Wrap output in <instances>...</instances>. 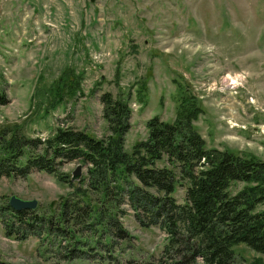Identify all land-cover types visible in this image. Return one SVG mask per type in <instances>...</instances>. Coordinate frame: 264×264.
<instances>
[{
	"label": "rangeland",
	"instance_id": "obj_1",
	"mask_svg": "<svg viewBox=\"0 0 264 264\" xmlns=\"http://www.w3.org/2000/svg\"><path fill=\"white\" fill-rule=\"evenodd\" d=\"M64 77L80 82V91L48 110V91ZM178 91L197 99L194 127L208 148L264 161V0H0V93L8 100L0 129L24 123L45 138L48 125L59 124L103 138L99 97L110 93L129 97L130 150L146 138L152 117L174 121ZM77 166L62 170L74 186L86 173L82 167L73 181ZM70 191L38 171L0 179V203L36 200L39 213H52ZM184 194L176 191L178 203ZM127 209L123 226L133 239L121 258L159 256L165 233L143 228ZM234 252L238 264H264L244 245ZM0 264L109 263H66L48 242L7 238L0 222Z\"/></svg>",
	"mask_w": 264,
	"mask_h": 264
},
{
	"label": "trees",
	"instance_id": "obj_2",
	"mask_svg": "<svg viewBox=\"0 0 264 264\" xmlns=\"http://www.w3.org/2000/svg\"><path fill=\"white\" fill-rule=\"evenodd\" d=\"M79 91L80 82L60 78L48 91L47 109L56 111ZM99 100L107 126L103 138L59 124L48 125L45 138L24 123L0 129V179H25L38 171L71 189L50 214L16 212L0 203L7 238L48 242L66 263L238 264L239 245L264 257V161L208 148L194 127L201 107L180 91L174 121L152 117L146 138L127 150L129 97L103 93ZM7 104L0 93V107ZM75 162L86 173L74 186L62 170ZM179 188L185 192L182 203L175 198ZM127 208L143 228L165 233L159 256L121 258L133 239L123 226Z\"/></svg>",
	"mask_w": 264,
	"mask_h": 264
},
{
	"label": "water",
	"instance_id": "obj_3",
	"mask_svg": "<svg viewBox=\"0 0 264 264\" xmlns=\"http://www.w3.org/2000/svg\"><path fill=\"white\" fill-rule=\"evenodd\" d=\"M89 1L95 2L96 0H89ZM81 169H82L81 165L77 166V168L72 174L73 181L80 178ZM8 205L13 211L19 212L22 210L34 211L37 208L38 203L36 200L28 201V200H23L18 197L12 196L8 200Z\"/></svg>",
	"mask_w": 264,
	"mask_h": 264
}]
</instances>
